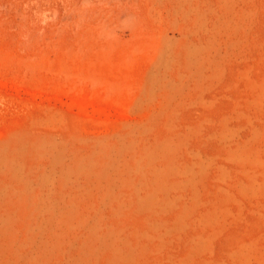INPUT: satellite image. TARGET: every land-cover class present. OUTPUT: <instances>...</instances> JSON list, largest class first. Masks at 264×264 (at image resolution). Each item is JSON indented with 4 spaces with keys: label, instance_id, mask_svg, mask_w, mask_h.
<instances>
[{
    "label": "rangeland",
    "instance_id": "rangeland-1",
    "mask_svg": "<svg viewBox=\"0 0 264 264\" xmlns=\"http://www.w3.org/2000/svg\"><path fill=\"white\" fill-rule=\"evenodd\" d=\"M166 2L0 0V264H264V11L251 42L240 44V27L224 32L215 73L193 71L171 90L180 120L234 125L225 150L250 160L245 177L229 158L223 176L210 171L206 190L186 199V214L113 206L73 186L84 137L150 110L135 99L159 46L167 63V40L185 30L193 51L207 37L194 32L206 25L173 18ZM240 118L258 129L247 148Z\"/></svg>",
    "mask_w": 264,
    "mask_h": 264
},
{
    "label": "bare ground",
    "instance_id": "bare-ground-1",
    "mask_svg": "<svg viewBox=\"0 0 264 264\" xmlns=\"http://www.w3.org/2000/svg\"><path fill=\"white\" fill-rule=\"evenodd\" d=\"M237 2L238 0H167L173 18L191 17L193 24L199 29L206 25L207 31L194 32H202V39L207 37L204 41L201 38L197 42L192 41L196 44L193 51L190 50L185 30L180 40H170L176 43L167 40L166 46L171 47L167 63L163 61L165 46H159L152 65L155 74L152 80L143 82L135 99L138 106L143 105L150 110L138 121L121 122L105 132L94 133L81 140L72 166L73 186L76 190L79 182L87 185L86 192L91 190L97 196L109 198V203L113 206H117L116 201L122 199L119 206L141 212L155 215L176 212L186 214V199L198 197L206 190L210 171H215L214 177L223 176L229 158L240 165L241 173L245 170L243 177L247 175L250 165L245 164H251L250 160L242 159L241 154L238 157V152L231 149H227L229 155L226 154L228 151L225 150L224 143L229 137L226 139L225 133L234 126L230 127L231 122L226 117L218 113L220 119L216 123H212L209 116L200 119L194 117V120L184 118L185 121H182L179 119L181 113L171 103V90L180 77L190 81L193 71L198 74L206 70H211V74L216 72L215 62L220 53L216 50L218 40L224 37V32H236L240 27V44L244 40H253L250 33L264 11V2L240 0L238 9ZM216 29L218 31L214 35ZM202 89L203 87L200 91ZM181 90L182 88H177L174 92L179 93ZM243 115L244 113H240V116ZM122 116L124 118L125 115ZM239 120L237 123L240 128L245 129L248 134L247 139L241 142L247 148L258 129L244 118ZM209 134H214V138ZM209 141L214 149L211 153L205 149L209 147ZM254 157L258 160L261 156ZM64 164L65 162L60 166L61 169ZM213 166L215 169H212ZM65 170L69 173L70 167L66 165ZM253 174L257 180L258 176H263L261 170H258V174ZM213 213L211 211L209 214Z\"/></svg>",
    "mask_w": 264,
    "mask_h": 264
}]
</instances>
